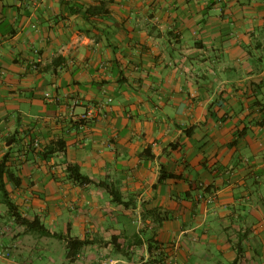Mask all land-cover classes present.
Wrapping results in <instances>:
<instances>
[{"label":"crops","instance_id":"1","mask_svg":"<svg viewBox=\"0 0 264 264\" xmlns=\"http://www.w3.org/2000/svg\"><path fill=\"white\" fill-rule=\"evenodd\" d=\"M3 163L0 264H264V0H0Z\"/></svg>","mask_w":264,"mask_h":264},{"label":"trees","instance_id":"2","mask_svg":"<svg viewBox=\"0 0 264 264\" xmlns=\"http://www.w3.org/2000/svg\"><path fill=\"white\" fill-rule=\"evenodd\" d=\"M4 163L0 166V189L2 191H4L5 189V186H4V174H5V171H4ZM70 172H71V175L73 177V179L81 184H89L91 183L92 181L84 176L81 171H80V168L79 167H70ZM111 192L113 194V197H114V201L115 202H119V203H123L122 201V198L120 197V194L115 190V189H111ZM8 206L9 208L11 209V211H13V217L16 219V221L22 225H26V226H34L36 225L37 222H33V223H30L29 221H27L26 219H23L22 216L17 212V210L15 209V207L12 205L11 202L8 201ZM42 230L45 232V229L42 227ZM89 244L88 241H73L70 246H71V249H75V255L78 254V252L85 246H87ZM234 264H237V262H235Z\"/></svg>","mask_w":264,"mask_h":264},{"label":"built area","instance_id":"3","mask_svg":"<svg viewBox=\"0 0 264 264\" xmlns=\"http://www.w3.org/2000/svg\"><path fill=\"white\" fill-rule=\"evenodd\" d=\"M51 97V95L50 94H47V98H50ZM92 118L93 117V112H89L88 113V115L87 116H85V117H83L84 119H87V118ZM36 146H39L38 144H36ZM6 256H9V254L8 255H6L4 252L2 253V252H0V257H6Z\"/></svg>","mask_w":264,"mask_h":264}]
</instances>
